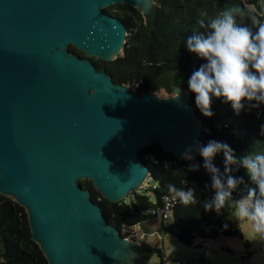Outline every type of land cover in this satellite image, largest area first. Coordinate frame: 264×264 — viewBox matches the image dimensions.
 <instances>
[{"label":"water","instance_id":"1","mask_svg":"<svg viewBox=\"0 0 264 264\" xmlns=\"http://www.w3.org/2000/svg\"><path fill=\"white\" fill-rule=\"evenodd\" d=\"M119 3L148 14L155 1L0 0V194L26 210L48 264H150L151 245L122 237L79 181L116 203L149 174L140 149H198L186 89L136 95L91 61L123 50L125 24L103 11Z\"/></svg>","mask_w":264,"mask_h":264},{"label":"trees","instance_id":"2","mask_svg":"<svg viewBox=\"0 0 264 264\" xmlns=\"http://www.w3.org/2000/svg\"><path fill=\"white\" fill-rule=\"evenodd\" d=\"M154 1L148 14L122 3L104 9L125 23L127 35L123 50L115 59L105 61L91 58L96 69L106 71L115 83L126 85L136 95L147 92L159 96L169 95L172 83L186 89L203 126L199 145L216 139L227 142L237 156L250 151H264V136L260 134V125L264 124V105L258 110L242 111L236 115L230 104L217 98L212 104L214 115L211 117L204 116L196 107L194 94L188 90L187 79L203 61L190 53L183 43L184 39L192 35V30L199 27L196 23L198 19L215 16L225 8L242 10L243 14L237 15L238 22H248V16L252 14L264 19L263 0ZM69 49L74 53L79 52L72 45ZM139 154L144 161L146 155L157 161L156 164L145 161L155 188L149 187L142 194H135L134 202L129 199L120 203L109 202L94 188L91 180L79 181L82 188L89 190L90 199L100 206L108 224L117 228L141 224L147 218L143 215L146 207L158 205L164 196L173 194L168 190V185L172 184L178 189L191 187L196 203L175 205L170 223L165 225L166 220L162 221V233L170 232L186 246H191L197 238L205 241L218 236L243 237L237 224L230 218V213L235 208V202L248 193L246 176L245 183L238 184L232 190L231 198L219 213L215 210L205 211L203 204L213 197L215 190L211 188L210 174L203 167V157L198 151L193 154L194 160H178L153 143L140 149ZM213 162L221 172L224 171L222 154H217ZM192 163H198L201 167L190 171L189 164ZM232 168V175H245L243 168L236 165ZM153 250L157 251L163 264L159 247ZM0 264H48L38 244L32 239L26 210L13 198L2 194Z\"/></svg>","mask_w":264,"mask_h":264},{"label":"clouds","instance_id":"3","mask_svg":"<svg viewBox=\"0 0 264 264\" xmlns=\"http://www.w3.org/2000/svg\"><path fill=\"white\" fill-rule=\"evenodd\" d=\"M238 14H243L242 10L225 8L215 16L198 19L199 27L183 41L187 50L203 61L188 77L187 86L194 94L196 107L207 117L214 115L212 104L217 98L230 104L236 115L264 105V19L252 14L248 22H238ZM175 92L174 97L178 98L179 92ZM260 134L264 136V124L260 125ZM197 151L215 190L213 197L203 204L205 211L219 213L231 198L232 190L245 183L246 176L248 193L235 202L234 214L237 219L250 222L256 239L264 241V151L237 156L227 142L216 139L198 145ZM217 154L223 156V172L213 162ZM181 157L194 160L191 147ZM233 165L243 168L245 175H232ZM200 167L198 163L189 164L190 171ZM168 190L184 205L196 203L190 189L169 184Z\"/></svg>","mask_w":264,"mask_h":264},{"label":"rangeland","instance_id":"4","mask_svg":"<svg viewBox=\"0 0 264 264\" xmlns=\"http://www.w3.org/2000/svg\"><path fill=\"white\" fill-rule=\"evenodd\" d=\"M173 94L171 92L169 95L160 97ZM149 159L150 157L146 156L145 161ZM234 210L230 213V218L237 224L243 237L218 236L215 239H207L205 241L209 243L208 248L202 247L201 241L203 240L198 238L191 246H186L168 231H164L161 244L156 236V232L161 231L162 221L160 220L146 218L141 223L140 230L148 233L146 238L148 244H158L163 255V264H264V241L256 239L250 222L237 219ZM170 221L166 220L164 224L167 225ZM167 249L170 252L164 255ZM149 262L150 264H161L157 251L150 253Z\"/></svg>","mask_w":264,"mask_h":264},{"label":"built area","instance_id":"5","mask_svg":"<svg viewBox=\"0 0 264 264\" xmlns=\"http://www.w3.org/2000/svg\"><path fill=\"white\" fill-rule=\"evenodd\" d=\"M150 159L148 161H152L155 164L157 161L153 160L152 156H149ZM149 187L155 188V185L152 182V179L148 176L144 180V182L139 186L136 190L131 191L128 196L119 201L120 202H125L126 199L128 198L131 202L135 201V194H142L143 191L146 189H149ZM183 190H192L194 193V190L191 187L187 188H182ZM181 203L177 197H175V194L171 195H166L162 198V201L160 204L155 205V206H148L144 209L143 215L149 219L153 220H169L172 218V212L173 208L175 205ZM131 208V207H130ZM141 224H135V225H122L119 229L120 235L126 239L134 240L135 242H142L146 240L148 233L146 231H141L140 230ZM128 228H131L130 230ZM156 236L158 241L161 243L162 242V236L163 233L162 231L156 232ZM201 246L204 248L209 247V243L207 241H202ZM170 250H166V253H169Z\"/></svg>","mask_w":264,"mask_h":264},{"label":"flooded vegetation","instance_id":"6","mask_svg":"<svg viewBox=\"0 0 264 264\" xmlns=\"http://www.w3.org/2000/svg\"><path fill=\"white\" fill-rule=\"evenodd\" d=\"M112 5H114V4H112ZM112 5H109V6H107L108 8L110 7V6H112ZM107 7H105V8H107ZM153 7V6H152ZM104 8V9H105ZM104 9H103V11H104ZM105 12V11H104ZM141 12V11H140ZM106 13V12H105ZM106 14H108V15H111V16H113V17H116V18H118L117 16H115V15H112V14H109V13H106ZM119 19V18H118ZM119 20H121V19H119ZM122 21V20H121ZM123 22V21H122ZM124 23V22H123ZM125 24V23H124ZM69 46H71V45H69ZM68 49H69V47H68ZM69 51H71L70 49H69ZM79 52L78 53H75V54H77V55H79L80 57H87V55L84 53V52H82V51H80V50H78ZM72 52V51H71ZM74 53V52H73ZM92 58H95V57H92ZM91 59V58H90ZM92 61V60H91ZM94 64V63H93ZM141 252L143 253V255H148L149 254V249L147 248V247H142L141 248Z\"/></svg>","mask_w":264,"mask_h":264},{"label":"crops","instance_id":"7","mask_svg":"<svg viewBox=\"0 0 264 264\" xmlns=\"http://www.w3.org/2000/svg\"><path fill=\"white\" fill-rule=\"evenodd\" d=\"M164 234V233H163ZM137 243H139V242H137ZM157 243H158V241H157ZM139 244H141V245H151V252H153L154 250V248H157L158 247V244H156V245H152V244H148V242H147V239L146 240H144V241H142V242H140ZM167 254H169V253H166V251L164 252V255H167Z\"/></svg>","mask_w":264,"mask_h":264}]
</instances>
